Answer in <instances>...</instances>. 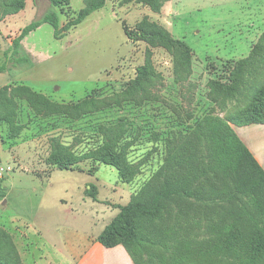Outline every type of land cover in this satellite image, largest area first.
Segmentation results:
<instances>
[{
  "label": "rangeland",
  "instance_id": "374dc122",
  "mask_svg": "<svg viewBox=\"0 0 264 264\" xmlns=\"http://www.w3.org/2000/svg\"><path fill=\"white\" fill-rule=\"evenodd\" d=\"M83 8L84 0H72L70 6L53 9L63 29ZM51 9L49 0H26L19 14L0 17V66L9 69L0 74V89L27 86L66 105L88 97L116 99L146 64L148 53L160 79L153 99L141 104L125 101L73 120L38 116L20 100L18 124L23 128L18 137L12 138L9 126L0 123V167L14 170L1 180L0 228L8 236L0 238V264H50L59 260L54 245L70 255L64 234L69 240L72 233L82 234L81 244L85 236H100L163 164L166 139L189 131L213 108L224 117L235 105L209 101V83L225 80L233 63L248 58L264 38V0H170L160 13L140 0H107L80 25L62 30L60 38L50 24H43L23 40L15 56L14 40ZM145 19L192 48V75L183 84L176 82L174 60L166 50L128 38L125 28L134 31ZM21 57L29 63L19 65ZM123 122L129 128L126 138L133 142L130 161L144 163L131 184H122L117 169L104 164L84 161L74 170H59L48 162L52 139L82 155L102 144L100 126ZM48 220L50 233L43 227ZM38 232L51 236L52 245Z\"/></svg>",
  "mask_w": 264,
  "mask_h": 264
},
{
  "label": "trees",
  "instance_id": "16d2710c",
  "mask_svg": "<svg viewBox=\"0 0 264 264\" xmlns=\"http://www.w3.org/2000/svg\"><path fill=\"white\" fill-rule=\"evenodd\" d=\"M71 1L49 0L51 11L14 40V55L20 54L23 40L43 24H50L60 38L62 30L80 25L104 8L107 0H84L85 8L62 29L53 8L70 6ZM168 1L140 0L155 13ZM25 9L26 0H0V17ZM125 30L129 39L162 48L172 56L178 84L192 75L193 50L187 42L146 19L134 31ZM260 42L248 58L233 63L225 80L209 83V101L221 106L234 101L235 105L224 117L213 108L189 131L166 139L163 164L99 236L105 248L123 246L134 264H264V169L234 129L264 124V38ZM17 62L23 65L29 60L21 57ZM8 70L7 64L0 66V74ZM159 79L148 53L146 64L116 99L88 97L66 105L27 86H4L0 89V123L9 126L12 138L18 137L23 128L18 124L20 100H26L38 116L65 115L73 120L125 101L141 104L153 99ZM188 118L193 115L189 113ZM128 132L124 122L102 125V144L82 155L54 138L48 162L59 170H74L84 161L104 164L117 169L122 184H131L144 163L130 161L133 142L127 140ZM0 190L4 191L1 180ZM7 236L0 228V238Z\"/></svg>",
  "mask_w": 264,
  "mask_h": 264
},
{
  "label": "crops",
  "instance_id": "0c3cea01",
  "mask_svg": "<svg viewBox=\"0 0 264 264\" xmlns=\"http://www.w3.org/2000/svg\"><path fill=\"white\" fill-rule=\"evenodd\" d=\"M234 129L264 169V124L234 127ZM49 222V220L44 222L43 227L50 233L51 230L47 227ZM38 234L47 245H52L51 236L44 238L43 232H38ZM64 235L70 255L64 254L62 249L58 247V244L54 245L59 260L57 262H49L50 264H134L123 246L107 249L98 241L99 236H85L86 241L81 244V239L84 237L82 234L72 233L70 240L68 234Z\"/></svg>",
  "mask_w": 264,
  "mask_h": 264
},
{
  "label": "built area",
  "instance_id": "2783aa9c",
  "mask_svg": "<svg viewBox=\"0 0 264 264\" xmlns=\"http://www.w3.org/2000/svg\"><path fill=\"white\" fill-rule=\"evenodd\" d=\"M13 171L14 170L11 166L0 167V180H3L8 173Z\"/></svg>",
  "mask_w": 264,
  "mask_h": 264
}]
</instances>
